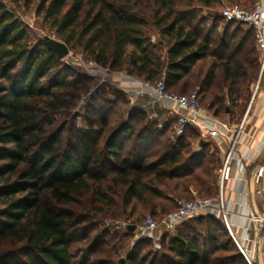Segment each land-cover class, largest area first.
Returning a JSON list of instances; mask_svg holds the SVG:
<instances>
[{
  "label": "trees",
  "instance_id": "obj_1",
  "mask_svg": "<svg viewBox=\"0 0 264 264\" xmlns=\"http://www.w3.org/2000/svg\"><path fill=\"white\" fill-rule=\"evenodd\" d=\"M224 1L247 10H253L257 3V0H16L24 2L27 8L38 2V16L43 17L57 39L71 50L80 49L102 68L113 72L128 70L130 76L152 84L165 71L170 92L191 75L199 62L212 58L215 63L205 78L207 87L214 85L216 71L222 69L228 99L238 107L240 92L259 76L260 52L255 55L259 50L253 30L243 24L227 23L217 12ZM198 9L213 11L209 14L214 22L208 32L218 30L220 19L226 23L222 38L206 35L208 19L200 17ZM235 26L232 36L246 28L256 45L246 50L242 63L234 62V58L248 40L240 44L229 40L230 30ZM154 32L159 44L152 36ZM29 37L23 22L0 3V239L21 245L16 254H0V264H83L75 260L76 239L69 232L81 220L61 207L88 195L95 197V203L112 206L109 196L121 192L124 211L133 202L151 205L155 211V199H163L160 187L186 179V190H194L200 198L218 196L216 171L221 160L217 152H208L211 143L202 147L200 135L189 128L176 141L162 140L148 153V146L154 142L149 128L140 129L136 135L128 134L138 114L135 110L130 111L126 122L114 126L107 116L101 117L99 126L93 116L87 118L86 128L78 132L74 146L61 152L57 138L47 136L41 118L48 110L58 109L62 95L76 88L60 74L62 60L45 41L33 45ZM163 44L165 61L155 54ZM228 50L232 53L225 54ZM204 91L200 87L203 109L221 121H241L246 106L236 118L235 112L225 106L224 96L214 93L205 107ZM123 93L128 97L126 91ZM112 104L102 101L103 107ZM128 141L131 145L127 149ZM194 141L202 148L201 152L193 151ZM123 151L128 152L126 157L122 156ZM204 160L208 163L203 167ZM133 209L134 213L136 206ZM176 210L175 204L173 210L151 217L160 219ZM206 220L219 225V230L210 226L204 232L198 231V236L195 231H180L190 227L185 222L169 240L171 233L162 236L163 249L169 250L174 258L171 264L235 261L246 264L245 256L219 219L206 216L195 222ZM211 251L233 253L236 258H216L212 263ZM133 264H138V259Z\"/></svg>",
  "mask_w": 264,
  "mask_h": 264
},
{
  "label": "rangeland",
  "instance_id": "obj_2",
  "mask_svg": "<svg viewBox=\"0 0 264 264\" xmlns=\"http://www.w3.org/2000/svg\"><path fill=\"white\" fill-rule=\"evenodd\" d=\"M0 3L4 4L21 22H23L30 34L29 40L33 45L43 42L46 37L58 40L54 31L45 24L43 17L38 16V2L30 8L25 7L24 2L17 3L16 0H0ZM229 6H231V4L224 1L223 7L219 8L217 12L221 15ZM198 10L200 11V17L208 19L207 29L205 31L206 35H211L213 39L217 37L222 38L226 30V23L220 19L218 21V30L210 33L208 31L214 19L211 18L209 13L213 11L206 9ZM236 28L237 26L232 27L230 30L231 36L229 40H231V42H236V44H240L242 40H248L242 52L234 58V62L242 63L246 50L251 49L255 45V42L246 28L240 29V33H237L235 37L232 36V32H234ZM152 36L154 40H156L155 43L159 44L157 33L154 32ZM69 50L70 54L61 61L59 71L62 77L67 78V80L74 85L76 91L71 90L69 93L65 92L60 100L62 105H59V108L55 111L48 110L41 118V124L46 128L47 136H55L57 138V145L61 152H66L74 146L78 132L86 128L87 118L93 116L96 125L99 126L101 117L107 116L111 126H114L116 123L126 122L130 111L134 110L137 111L138 114L136 118L132 120L130 133L128 134L136 135L140 129L149 128V132L154 134V142L148 146V153L154 151L156 144L162 140L166 141L170 138L172 141H176L177 138L173 137L171 129L173 119L165 122L163 121L164 119L159 120L157 118H151L150 113L142 109L138 103L132 105L130 98L127 97V95H123V89L115 86L110 78L103 75L107 72H105L102 67L92 62L80 49L71 50V48H69ZM231 53L232 50H228L225 54ZM258 53L259 51H256L255 55H258ZM155 54L160 57L162 61H165V45H159ZM214 63L215 61L212 58L199 62L193 69L191 75L183 80L177 87L171 88V90L176 93H189L201 87L205 90L203 95V104L205 107L208 106L212 94L217 93L222 95L225 98V106L231 112H235L234 117L239 118L243 113L244 106H246L247 110L253 99L255 85L258 82L259 76L257 80L249 84L247 89L240 92L241 96H238L239 101L237 107L228 99V84L225 83L222 69L216 71L217 75L214 85L210 88L207 87L205 78ZM260 70L261 62L259 74ZM122 72L128 75V70ZM163 73L157 78L158 80L164 78ZM105 100L114 102V104L103 107L102 101ZM165 123L166 125L164 126ZM160 133L162 135L159 136L158 134ZM211 141H209L211 146L208 152H217L221 160V165L216 171L220 194L221 175L219 170L222 167L223 160L220 156V151ZM127 144L128 149L131 143L128 141ZM193 151L197 153L202 151V148L196 141L193 143ZM127 153V151H123L122 156L126 157ZM207 163L208 160H204L201 164L204 167ZM185 182L186 179H183L166 183L165 187H160L159 190L163 195V199H155V204L157 205L155 211H153L151 205L136 204V202H133L131 206L126 209L127 211H124L121 192L119 195L109 196V201L112 202V206H102L100 203H95V197L93 195H88L85 198L79 199L74 204L61 207L71 210L74 212L76 219L81 220L80 224L71 227L69 231L70 234L74 236V239H76V241L73 242V253L74 256L77 257L75 259L76 262L83 264H133L134 261L138 259V264H171V260H174V258L169 250L163 249L162 237L159 241L149 242L139 238L135 231L131 232L127 230L125 226L140 227L148 217H158L163 215L167 210H173L177 199H195L196 197H200L194 190H186ZM218 196L202 197L215 199ZM134 206H136V209L133 213ZM132 213L134 215L131 217L130 215ZM219 221L222 222L221 220ZM186 224L190 227L188 229L182 228L180 231L186 233L195 231L194 234L198 236V231L202 230V232H204L207 228H210V226L215 230L217 228L219 230V225L209 220L202 223L192 220L186 222ZM126 233L130 235L123 237ZM175 234L176 232H172L171 235L168 236V240ZM85 236L86 239H83ZM201 242L202 240H200V244H202ZM207 246L210 248L209 244ZM20 247L21 245L19 243L10 239H0V254H16V251H18ZM211 252L212 255L210 260L212 263L216 258L227 256L236 258V255L233 253ZM245 261L246 264H250L246 258ZM239 262L240 261H235L231 264H243Z\"/></svg>",
  "mask_w": 264,
  "mask_h": 264
},
{
  "label": "built area",
  "instance_id": "obj_3",
  "mask_svg": "<svg viewBox=\"0 0 264 264\" xmlns=\"http://www.w3.org/2000/svg\"><path fill=\"white\" fill-rule=\"evenodd\" d=\"M221 16L227 23L243 24L248 29L253 30L257 47L261 53V75L255 85L253 99L239 123L235 124L231 120L221 121L216 119L212 113L205 112L199 100L200 88H197L188 95L170 92L166 84L165 72L163 73L164 78L154 84L140 80L144 91L139 95L147 97L146 102L141 105V108L150 113L151 118L164 119L163 121L165 122L173 119L172 135L174 138L178 139L184 136L186 131L192 128L200 135L202 140H212L216 148H221L227 142L230 143L229 151L224 156L222 167L219 170L221 175L220 194L215 199L200 197H196L194 200L177 199L176 211L170 212L160 219L150 216L144 221L142 226H136L135 232L141 239L159 241L164 234L175 232L177 227L182 223L212 216L222 221L232 239L235 240L231 231L229 212L223 199L222 188L227 177V170L233 152L245 128L252 103L261 88V78L264 74V8L256 6L253 10H247L240 6H229L222 12ZM135 97L137 98L138 96L130 98L132 105L137 103L134 100ZM162 113L166 114V119L163 118L165 115H162ZM209 122H213L214 126L210 127ZM231 133L233 134L232 136H230ZM256 194L264 196V188L258 190ZM252 218L264 234V210L262 214L254 213ZM125 227L129 230L130 225H126ZM241 252L249 261L245 252L243 250ZM249 263L252 264L250 261Z\"/></svg>",
  "mask_w": 264,
  "mask_h": 264
},
{
  "label": "crops",
  "instance_id": "obj_4",
  "mask_svg": "<svg viewBox=\"0 0 264 264\" xmlns=\"http://www.w3.org/2000/svg\"><path fill=\"white\" fill-rule=\"evenodd\" d=\"M256 6L264 8V0H257ZM102 69L108 73L103 71L105 73L103 75L110 78L115 86L126 91L129 98L137 95L138 97H135L134 100L137 101L138 105L141 106L146 102L147 97L139 96L144 91L140 80L124 72L116 73L109 69ZM260 75L261 70L259 78ZM263 87L264 74L261 78V88L255 96L245 128L233 152L222 188L223 199L229 212L231 231L236 240L235 243L239 249L241 248L240 250L245 252L249 261L254 264H264V234L252 218L254 213L262 214L264 210V196L256 194L258 190L264 188ZM204 111L207 112L208 110L204 109ZM162 115H165L163 118H166V114L162 113ZM209 126H214V123L209 122ZM232 135L231 133L230 136ZM203 141L207 143L211 140L206 139ZM229 148L230 143L228 142L221 148H217L220 151L222 160Z\"/></svg>",
  "mask_w": 264,
  "mask_h": 264
},
{
  "label": "water",
  "instance_id": "obj_5",
  "mask_svg": "<svg viewBox=\"0 0 264 264\" xmlns=\"http://www.w3.org/2000/svg\"><path fill=\"white\" fill-rule=\"evenodd\" d=\"M45 44L46 46L53 52L56 54L57 58L59 60H63L65 59L67 56H69L70 54V50L68 48V46L65 43H62L58 40L55 39H51L46 37L45 38ZM206 145V142H202L201 146L204 147ZM129 230L131 232H134L136 230V226H130Z\"/></svg>",
  "mask_w": 264,
  "mask_h": 264
}]
</instances>
